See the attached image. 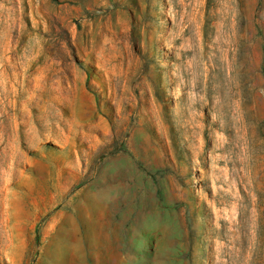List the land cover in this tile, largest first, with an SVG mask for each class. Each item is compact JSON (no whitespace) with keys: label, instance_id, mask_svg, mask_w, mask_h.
<instances>
[{"label":"rangeland","instance_id":"1","mask_svg":"<svg viewBox=\"0 0 264 264\" xmlns=\"http://www.w3.org/2000/svg\"><path fill=\"white\" fill-rule=\"evenodd\" d=\"M0 264H264V0H0Z\"/></svg>","mask_w":264,"mask_h":264},{"label":"bare ground","instance_id":"2","mask_svg":"<svg viewBox=\"0 0 264 264\" xmlns=\"http://www.w3.org/2000/svg\"><path fill=\"white\" fill-rule=\"evenodd\" d=\"M228 217V216H227Z\"/></svg>","mask_w":264,"mask_h":264}]
</instances>
